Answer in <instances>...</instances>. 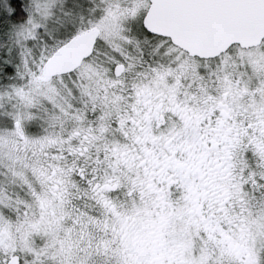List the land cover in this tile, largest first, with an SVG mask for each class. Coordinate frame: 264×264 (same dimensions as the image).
Here are the masks:
<instances>
[{"label":"snow or ice","instance_id":"snow-or-ice-1","mask_svg":"<svg viewBox=\"0 0 264 264\" xmlns=\"http://www.w3.org/2000/svg\"><path fill=\"white\" fill-rule=\"evenodd\" d=\"M0 264H264V0H0Z\"/></svg>","mask_w":264,"mask_h":264}]
</instances>
